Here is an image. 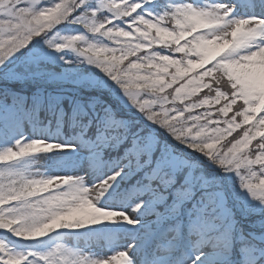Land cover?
Returning a JSON list of instances; mask_svg holds the SVG:
<instances>
[{"label":"snow or ice","instance_id":"6c2138e0","mask_svg":"<svg viewBox=\"0 0 264 264\" xmlns=\"http://www.w3.org/2000/svg\"><path fill=\"white\" fill-rule=\"evenodd\" d=\"M70 24L168 39L76 65ZM154 62L182 72L155 85ZM262 66L264 0H0V264H264ZM142 67L161 104L188 92L179 108L141 102ZM47 154L62 174L12 166ZM70 230L82 247H38Z\"/></svg>","mask_w":264,"mask_h":264},{"label":"trees","instance_id":"16d2710c","mask_svg":"<svg viewBox=\"0 0 264 264\" xmlns=\"http://www.w3.org/2000/svg\"><path fill=\"white\" fill-rule=\"evenodd\" d=\"M99 21V22H98ZM101 22V18L97 17L96 18V23L92 25L93 28L97 27L99 23ZM74 30V26L71 24L69 27L66 29V35L69 38L72 39H78V37H75L72 35V32ZM87 34L88 36L91 34L93 36H101L102 41L97 42L95 40L89 41L87 37V41L85 45L81 46V49L83 52L91 56L92 58L96 59L97 61H100V66L104 67L106 65H115L117 63L123 64L125 60L128 58V55L126 54V51L128 49H131V55H136L139 52H144L146 55H150L149 49L155 48L158 45L154 43L152 40V45H146L142 42V40L139 39V37H143L147 40H150V37L155 35L156 40H164L167 41L168 37L163 34V33H154V32H149L148 34H145L143 30H141L140 33H134V34H128L124 35L123 33L117 32L113 30V32L105 35L104 30H100L98 32H93V31H88L86 30L85 32L81 33L79 36ZM70 59L72 60L73 63L81 64L85 63L81 59H77L74 56L70 55ZM139 63V61L137 62ZM148 68L151 69L153 75L151 76V81L155 85H159L163 87V85L170 79V74L173 71L182 72V69H177L176 66L169 65L168 63H162L160 66H158L155 62L152 64L147 65ZM148 77V73L144 71L143 67L140 69V73L136 78V82L134 83V86L136 89H145L147 93L149 94H154L151 92L150 89L143 87L145 84L146 80L145 78ZM160 77H163V79H160ZM188 96V92L186 91L181 98L176 101L175 103L169 104L168 109L172 111L176 105L179 103L184 102V98ZM156 112L158 117H162V113L160 110L159 106H156L153 108ZM168 119H172V117H169ZM185 130L189 131V136L191 139H189L187 143L189 146L195 148L196 150H202L203 146L198 143L199 137H196L193 132L190 131L191 126L190 125H184ZM22 133L26 137H31L36 135L37 133H45L46 129L43 127L40 128H34L32 126L24 127L21 129ZM193 140H196L197 143H193ZM254 218V217H253ZM83 233H78L75 230H72L71 233L69 232H59L53 235H50L49 237L43 239L38 247H47L50 243L55 242V241H67L71 240L73 237L77 239V236H80ZM80 239V237H79Z\"/></svg>","mask_w":264,"mask_h":264},{"label":"rangeland","instance_id":"374dc122","mask_svg":"<svg viewBox=\"0 0 264 264\" xmlns=\"http://www.w3.org/2000/svg\"><path fill=\"white\" fill-rule=\"evenodd\" d=\"M10 2L13 5L15 4V0H10ZM8 6H9L8 3L4 4L5 11L7 10ZM241 12L244 13L245 10L241 9ZM87 37H88V35L84 34V35L79 36L78 39L69 38V39L65 40V42H64V47L67 49V51L70 53V55L74 56L77 59H81L84 62H86V60L88 58L94 59L91 56H89L88 54H86L85 52H83L82 49H81V46L85 45V43L87 41ZM139 39L142 40V42L147 40V39H145V38H143L141 36L139 37ZM147 41H148V43H146V45H152L151 39L147 40ZM94 60H96V59H94ZM74 64L79 65L77 63H74ZM262 68H264V67L262 66L259 69V71ZM133 87L136 88L134 85H133ZM65 88L69 92L71 91V85H65ZM138 90L142 94L141 95V102L147 103V104H152L153 101H156V103L153 105V108L156 107V106H159L160 110H161V113L163 112L164 109H167L168 111H170V109H168L167 107H168L169 104H172L171 102L167 103V104H161L157 100L156 94H149V93L146 92L145 89L144 90L143 89H138ZM256 91L258 93H260V95H264V85H262L261 83H258V81L256 83ZM262 106H264V105H262ZM25 127H27V125ZM12 166H14L16 168H20V169H26V170L40 168L41 170L46 171L47 173L62 174V170L59 167L56 158L52 157L51 154L43 155L42 158H37V157L23 158V159H20L18 161L13 162ZM254 219H255V217L254 218L253 217L245 218L243 220L242 226H244L245 228L250 227V225L253 223ZM71 231L72 230L64 231V232L71 233ZM60 232H62V231H60ZM57 233H59V232H57ZM86 235H87V233H83V234H81L79 236L80 239H78V240H69V241L61 240V241H58L57 243H64V244H68L69 246L82 247ZM57 243L51 244L49 247L45 248L44 250L45 251L48 250L49 248H51L52 246H54Z\"/></svg>","mask_w":264,"mask_h":264},{"label":"clouds","instance_id":"9594fccd","mask_svg":"<svg viewBox=\"0 0 264 264\" xmlns=\"http://www.w3.org/2000/svg\"><path fill=\"white\" fill-rule=\"evenodd\" d=\"M98 22H99V21H98ZM88 40H89V41L95 40V41H97V42H101V41H102V38H101V36H93V35H89V36H88ZM81 64H82V63H81ZM222 86H224V87L226 88V87H227L226 82H223ZM168 94L171 95L172 93L169 92ZM204 95H212V90L210 89L209 91L205 92ZM200 98H201L200 96H197V97H195V100H199ZM176 107L179 108L180 105H176Z\"/></svg>","mask_w":264,"mask_h":264},{"label":"bare ground","instance_id":"6f19581e","mask_svg":"<svg viewBox=\"0 0 264 264\" xmlns=\"http://www.w3.org/2000/svg\"><path fill=\"white\" fill-rule=\"evenodd\" d=\"M258 83L264 85V68L259 71Z\"/></svg>","mask_w":264,"mask_h":264}]
</instances>
